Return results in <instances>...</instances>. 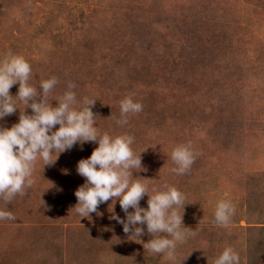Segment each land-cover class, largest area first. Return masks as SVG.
I'll return each mask as SVG.
<instances>
[{
  "label": "rangeland",
  "instance_id": "rangeland-1",
  "mask_svg": "<svg viewBox=\"0 0 264 264\" xmlns=\"http://www.w3.org/2000/svg\"><path fill=\"white\" fill-rule=\"evenodd\" d=\"M9 53L30 63L38 90L57 78L48 104L74 83L75 107L96 101L100 134L133 136L142 165L133 179L151 194L164 185L181 191L177 211L188 229L170 259L109 219L108 207L126 218L118 201L99 205L102 216L81 217L77 164L98 144L77 143L55 153L54 164L38 159L32 186L0 199L15 217L0 221V264H215L228 247L240 264H264V0H0V60ZM125 97L143 110L119 126ZM15 102L0 128L32 113ZM181 144L195 160L177 175L171 152ZM220 200L235 209L226 225L215 221Z\"/></svg>",
  "mask_w": 264,
  "mask_h": 264
},
{
  "label": "clouds",
  "instance_id": "clouds-1",
  "mask_svg": "<svg viewBox=\"0 0 264 264\" xmlns=\"http://www.w3.org/2000/svg\"><path fill=\"white\" fill-rule=\"evenodd\" d=\"M31 73L30 63L22 56L9 53L0 60V120L16 112L17 99L33 110L31 114L20 111L18 123L10 128H0V199L10 201L32 186L34 165L38 159L45 167L56 162L58 158L53 160L52 157L57 152L60 155L77 143H96L98 147L90 157L77 164V173L85 178V182L74 193L78 203L73 208L81 217H89L91 213L102 216L99 205L110 199L112 204L118 201L126 218L108 207L112 213L109 219L116 220L125 233H131L130 237L141 241L144 249L174 258L177 242L186 238L188 229L184 226L183 215L177 211L183 204L184 194L168 185L151 194L144 183L133 179L132 170L142 167L141 156L138 158L131 147L134 137L100 134L92 111L96 101L84 98V106L75 107L78 101L72 91L76 87L74 83H69L68 90L54 100L55 105L48 104L47 95L56 87L57 78L42 79L40 91L29 84ZM17 83L19 89L13 96L10 88ZM142 110L140 102L125 97L120 101L117 124L126 125L129 114ZM171 160L176 165L172 171L184 175L194 163L195 153L190 145L181 144L172 150ZM145 195L148 196L146 208L140 206ZM130 208L133 211H129ZM234 211L231 201L220 200L214 212L216 223L228 224ZM14 219L10 211L0 210V221ZM144 225L147 234L152 236L147 242L140 239L145 235ZM215 264H240V257L228 247L216 258Z\"/></svg>",
  "mask_w": 264,
  "mask_h": 264
}]
</instances>
